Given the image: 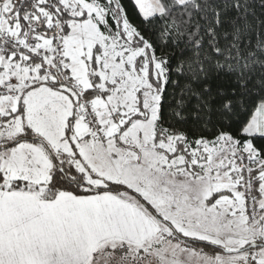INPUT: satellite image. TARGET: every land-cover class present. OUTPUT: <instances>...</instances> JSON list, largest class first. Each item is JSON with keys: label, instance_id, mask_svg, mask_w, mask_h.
<instances>
[{"label": "snow or ice", "instance_id": "snow-or-ice-1", "mask_svg": "<svg viewBox=\"0 0 264 264\" xmlns=\"http://www.w3.org/2000/svg\"><path fill=\"white\" fill-rule=\"evenodd\" d=\"M0 264H264V0H0Z\"/></svg>", "mask_w": 264, "mask_h": 264}]
</instances>
